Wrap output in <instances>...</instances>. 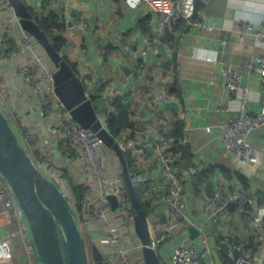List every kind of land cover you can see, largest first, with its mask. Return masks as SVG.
Masks as SVG:
<instances>
[{
    "label": "crops",
    "instance_id": "0c3cea01",
    "mask_svg": "<svg viewBox=\"0 0 264 264\" xmlns=\"http://www.w3.org/2000/svg\"><path fill=\"white\" fill-rule=\"evenodd\" d=\"M200 1L196 2L194 16L197 18L194 20L201 24H193L180 32L175 29L178 22L175 18L169 24L175 39L162 42L159 40L163 32L160 18L145 5L132 8L124 0H28L36 13L55 10L61 16L69 14L75 19L77 15L72 10L75 9L79 19L89 22L88 30L71 34L63 31L67 42L62 53L76 65V72L86 82L87 94L100 117H106L109 112L105 97L123 95L128 98L135 125L124 129L122 134L132 135L138 143L146 145V154L137 161L136 169L141 179L148 180L140 187L150 197L148 212L152 227L165 223L168 212L163 192L147 189L154 183L167 182L169 177L160 163L155 138L173 127L176 113L181 127L184 124L188 127L184 132L186 140L174 146L176 151L172 152L185 176L184 195L190 220L204 222L207 231V200L216 186L227 182L239 185L255 208L264 207V125L249 134L258 149L252 162L226 152L220 138L222 124L238 116V99L223 85L222 65L239 66L264 52V43L254 34L262 27L264 0ZM145 19L148 32L139 27ZM243 22L251 24L253 32L239 39L236 28ZM8 25L17 27L11 12L0 7V38ZM16 66L17 62L11 61L2 69L7 82L5 99L9 111L25 114L30 112L32 93ZM174 75L178 76V95H172L170 100L177 102V109L169 108L168 101L157 99L159 90L166 89V83L172 81ZM240 86L250 90L249 109L259 111L263 104L260 73L253 72L248 78L241 79ZM12 122L18 129V123ZM103 151L108 170L122 174L115 152L106 145ZM240 163L250 174L239 166ZM222 168L231 172V179H227ZM203 169L213 171L204 179L198 178L196 172ZM238 173L246 177L247 185L241 183ZM8 215V226L4 229L3 224L0 225V240L6 237L12 240V235L19 237L20 245L11 242L14 264H22L25 260L26 264H40L23 215L20 220L11 210ZM189 227L188 224L185 229L164 234L157 241L156 248L164 264H171L169 256L182 240L201 245L196 236H190ZM229 228L231 237L248 240L244 218L235 219ZM133 257L137 263L143 261L140 251L133 252ZM11 259L7 264H11ZM261 264H264V256Z\"/></svg>",
    "mask_w": 264,
    "mask_h": 264
},
{
    "label": "built area",
    "instance_id": "2783aa9c",
    "mask_svg": "<svg viewBox=\"0 0 264 264\" xmlns=\"http://www.w3.org/2000/svg\"><path fill=\"white\" fill-rule=\"evenodd\" d=\"M124 1L128 7L132 8L147 6L158 14L162 25L170 24L178 17L186 19L190 25L201 24L200 21L192 19L195 13V0ZM201 1L206 3L209 0ZM0 7L9 10L17 23L16 28L6 26L0 38V101L4 106L3 97L5 98V92H7V82L2 69L7 63L16 61L17 70L32 93L33 103L30 112H25L22 116L24 123H18L19 128L23 127V131L17 129L32 158L39 168L56 182V176H61L64 172L55 164L59 162L69 164L76 184L85 187L80 213L75 207L77 203L75 196L68 197L79 215L85 238L88 234L91 242L98 245L106 264H146L144 258L141 263H137L133 257V252H142L143 245L135 233V210L124 176L120 172L108 170L104 162L103 141L78 123L57 96L53 75L55 68L40 42L20 26L18 17L14 14L8 0H0ZM62 19L64 30L70 34L89 29L90 24L84 18L74 19L69 14H62ZM261 24V29L254 31V34L264 43V17ZM236 29L239 39L253 32L252 25L246 22L239 23ZM221 71L226 90L238 99V116L229 118L221 126L220 138L223 148L226 152L240 156L245 161H255L258 149L250 140L249 134L264 125V52L254 55L252 61L239 66L223 64ZM253 72L260 73L262 82L260 97L263 104L261 109L255 112L251 111L247 105L251 98L249 88L240 86L241 79L248 78ZM162 79L167 82L166 78ZM84 83L86 85V82ZM112 97H105L108 111L113 110ZM157 99L166 102L170 100L164 87L159 90ZM4 108L8 113L7 106ZM100 119L106 126V117H100ZM187 129V125L184 124L182 135L179 137L180 142L186 140L184 132ZM121 134L115 140L123 151H130L136 167L137 161L146 154V145L138 143L132 135ZM68 142L76 154L74 158L65 154L61 148ZM172 144V141L166 140L163 134H158L155 138V148L159 154L160 163L169 177L167 182L160 181L147 188L149 191L161 190L168 207L165 223L151 226L152 245L156 248L157 241L164 234L173 233L176 229H185L189 224L197 229L196 237L201 245L196 246L182 240L169 256L171 264H201L202 261L204 264H215L207 242L205 223H194L187 214L188 205L184 195L185 176L175 153L172 152ZM232 184L233 182L219 184L207 200L208 217L215 228L214 233L217 234L216 244L218 241L226 250V256L221 257V260L223 264H261L262 256H264V207L255 208L250 204L253 214L245 220L246 230L249 237H252L256 243V248L247 246L243 240L239 242L231 237L229 226L232 222L240 218L243 211L250 212L245 206L248 201L246 193L239 188V185ZM59 186L64 192L61 185ZM198 190L197 192L201 194V190ZM108 195L116 197V206L111 204ZM231 202H234L232 207L229 206ZM0 208L5 211L10 208L14 217L20 220L22 213L15 196L1 175ZM235 250L236 254H234ZM11 257V239L6 237L0 240V262L7 264Z\"/></svg>",
    "mask_w": 264,
    "mask_h": 264
},
{
    "label": "water",
    "instance_id": "95a60500",
    "mask_svg": "<svg viewBox=\"0 0 264 264\" xmlns=\"http://www.w3.org/2000/svg\"><path fill=\"white\" fill-rule=\"evenodd\" d=\"M8 2L18 17L20 26L40 42L54 65L55 92L64 107L70 110L72 117L78 123L88 128L115 152L134 206V229L143 245L144 261L146 264H164L158 250L152 245L151 217L143 208L132 183L124 151L101 121L93 100L87 94L83 79L41 29L28 0H8ZM72 10L77 15L75 19H79V12ZM174 39L175 34L170 30L169 24L163 25L159 40L165 42ZM166 105L177 109V102L174 100H169ZM239 166L250 174L243 164L240 163ZM0 175L15 196L27 223L40 264H89L86 238L73 203L57 182L36 164L1 101ZM108 199L112 205H117L114 195H108ZM233 204L234 202H231L229 206L232 207ZM189 231L191 237L198 234L194 226H190ZM206 234L215 264H223L216 249L217 234L214 233L211 220ZM90 252L92 264H106L96 243H91ZM22 264H26V260Z\"/></svg>",
    "mask_w": 264,
    "mask_h": 264
},
{
    "label": "trees",
    "instance_id": "16d2710c",
    "mask_svg": "<svg viewBox=\"0 0 264 264\" xmlns=\"http://www.w3.org/2000/svg\"><path fill=\"white\" fill-rule=\"evenodd\" d=\"M196 2L197 0H195V10H196ZM30 8L33 12L35 20L37 21L41 29L45 31V33L47 34L53 46L62 53L63 46L66 44L67 39L63 35L64 23H63V19H62L60 12H57L55 10H50L48 12L43 11L41 13H36L35 11H33V8L31 5H30ZM195 18L197 17L193 15L192 19H195ZM175 20H178L177 24L174 25L175 29L179 30L180 32H185L188 29V27L191 26L186 21V19L182 17H178ZM147 24L148 22L146 21V19L142 20L139 24L140 29L145 32H148L149 27L147 26ZM63 57L66 58L65 55H63ZM70 64L76 70V65L72 62H70ZM166 91L168 92L170 97L172 95H175V96L178 95V76L177 75L173 76L172 81H169L166 83ZM111 99H112L111 104L114 107V109L109 111L106 116V126L110 134L112 135V137L116 139L124 129L134 127L135 122L131 118L132 110L130 108V103L128 101V98H126V96L115 95ZM19 129L23 131V127H20ZM181 135H182L181 121L178 118V113H176L173 127H171L168 132L163 134L166 140L172 141L173 151H176L175 150L176 147L174 146H178V144L180 143L179 137ZM61 148L65 154H68L73 158L76 157V154L70 147L69 142L65 146H62ZM124 154H125L126 161L128 164L132 183L135 187V190L142 203L143 208L148 212L149 206H150V197L147 193H145V191L143 192L140 187L141 184H144V183L146 184L148 180L141 179V176L138 174L137 169L134 166V157L131 155L130 151L124 150ZM212 171L213 169H203V170L197 171L196 176L198 178L204 179L208 177ZM222 171L224 172L223 174L227 177V179H231V176H232L231 172L226 171L225 168H222ZM237 176L240 179L242 184L247 185V179L245 176H243L240 173H238ZM69 181H70V184L73 185L74 196L77 200L75 207L77 211L80 213V210L82 208V201L84 198L85 187L81 184H75L73 180L71 179H69ZM245 206L246 208L250 210V212L243 211L241 217L247 220L248 218H250V216L253 213L251 212L249 201H247ZM237 240L240 242L239 239ZM245 242H246V245L249 247L256 248L257 246L256 243H254L252 237L248 236V240ZM216 249L222 258L226 256V250L224 246L220 245L218 241L216 244Z\"/></svg>",
    "mask_w": 264,
    "mask_h": 264
},
{
    "label": "rangeland",
    "instance_id": "374dc122",
    "mask_svg": "<svg viewBox=\"0 0 264 264\" xmlns=\"http://www.w3.org/2000/svg\"><path fill=\"white\" fill-rule=\"evenodd\" d=\"M3 101L5 102L4 106L6 107V99L3 97ZM7 108L9 109V106H7ZM9 111V110H8ZM11 119L16 121L17 123H24V120L22 118V116L24 115L23 113H15L14 110H11L8 112ZM66 164V162H65ZM61 162L56 163L55 166L63 171L64 173L61 176H56L57 177V184L61 185V187L64 189V192L66 193L67 196L72 197L74 196V191H73V185L70 184L69 179L73 180V182L76 184V181L72 178V170L71 167L69 166V164L65 165ZM76 176V174H75ZM0 225L3 224V228L5 229L6 226H8L9 222H10V217L8 215V211H5L4 209L0 208ZM7 210H10V208H7ZM12 211V210H11ZM11 234V233H10ZM90 237L86 236V243H87V248H88V260H89V264H92V258H91V252H90V245H91V241L89 239ZM13 245H20V239L18 236L16 235H12V240H11ZM15 263V258L12 257L11 259V264Z\"/></svg>",
    "mask_w": 264,
    "mask_h": 264
}]
</instances>
